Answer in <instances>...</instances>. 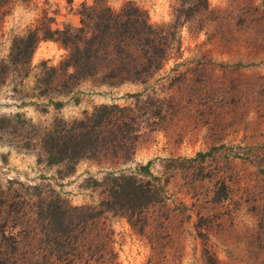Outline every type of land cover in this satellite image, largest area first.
Segmentation results:
<instances>
[{
  "label": "rangeland",
  "instance_id": "374dc122",
  "mask_svg": "<svg viewBox=\"0 0 264 264\" xmlns=\"http://www.w3.org/2000/svg\"><path fill=\"white\" fill-rule=\"evenodd\" d=\"M127 1L98 0L77 16L72 37L90 32L101 5L123 22ZM130 1L164 26L170 47L145 81L109 84L59 68L68 33L55 0H0V62L14 37L44 27L54 34L28 61L0 68V228L18 238L16 248L0 234V264H207L205 249L214 264H264V0ZM142 90L128 161L82 157L71 170L47 162L40 137L55 119L133 104L129 93ZM148 161L162 197L132 221L105 210L82 229L74 210L67 228L23 222L22 210L33 208L27 186L71 205L98 204L105 192L95 180Z\"/></svg>",
  "mask_w": 264,
  "mask_h": 264
},
{
  "label": "trees",
  "instance_id": "16d2710c",
  "mask_svg": "<svg viewBox=\"0 0 264 264\" xmlns=\"http://www.w3.org/2000/svg\"><path fill=\"white\" fill-rule=\"evenodd\" d=\"M125 8L128 13L123 22H119V12L109 5H101L90 32L76 37L65 32L60 34L68 52L60 60L59 68L67 78L79 81L98 75L101 82L109 84L145 81L161 67L170 47L169 32L162 24L150 22L146 10L132 1H127ZM53 36V32L44 27L42 35L33 28L14 37L9 60L7 63L0 62V68L5 71L10 63L28 61L40 38ZM52 68L55 69L54 66ZM144 90L129 93L135 97L133 104L101 103L81 117L55 119L40 137L47 162H63L65 168L71 170L82 157L128 161L135 152L141 117H144L141 114ZM95 181L105 192L98 204L71 205L57 194L42 195L37 184L27 186L29 205L33 208L22 210L23 222L67 228L73 222L74 210L81 213L82 229L105 210L122 213L132 221L133 216L162 197L161 179L152 172L149 161L139 164L130 173L109 171L102 180ZM5 230L1 227L0 234L14 238L13 245L17 248L15 232L7 230V235ZM204 251L207 264H214L215 256L206 249ZM2 253L0 250V257Z\"/></svg>",
  "mask_w": 264,
  "mask_h": 264
},
{
  "label": "crops",
  "instance_id": "0c3cea01",
  "mask_svg": "<svg viewBox=\"0 0 264 264\" xmlns=\"http://www.w3.org/2000/svg\"><path fill=\"white\" fill-rule=\"evenodd\" d=\"M97 3L98 0H55L52 7L57 10L55 13L57 18L65 23L62 27L70 36H75L80 29L75 22L77 16H82L85 9L95 10ZM79 21H81V19ZM50 28L53 29V31L55 29L52 27Z\"/></svg>",
  "mask_w": 264,
  "mask_h": 264
}]
</instances>
